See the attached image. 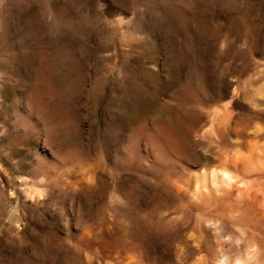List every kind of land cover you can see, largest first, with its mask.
I'll return each mask as SVG.
<instances>
[{"label": "rangeland", "instance_id": "374dc122", "mask_svg": "<svg viewBox=\"0 0 264 264\" xmlns=\"http://www.w3.org/2000/svg\"><path fill=\"white\" fill-rule=\"evenodd\" d=\"M263 163L264 0H0V264H214Z\"/></svg>", "mask_w": 264, "mask_h": 264}, {"label": "bare ground", "instance_id": "6f19581e", "mask_svg": "<svg viewBox=\"0 0 264 264\" xmlns=\"http://www.w3.org/2000/svg\"><path fill=\"white\" fill-rule=\"evenodd\" d=\"M226 121V120H225ZM257 131V130H256ZM259 131V129H258ZM238 134V133H237ZM259 134V133H258ZM252 136V135H251ZM233 142V141H232ZM258 150H256L257 152ZM260 151V150H259ZM252 152V151H250ZM249 152V153H250ZM260 154V152H258ZM238 154V153H237ZM239 155V154H238ZM242 156H238L235 158H241ZM244 157V161L241 162L242 164L239 166L237 165L238 163H236V166H238L237 168L241 169L243 172H249L252 169V166L255 165V162L253 161V159L251 158V156H243ZM253 157V156H252ZM263 157V156H261ZM239 159V160H240ZM238 160V159H236ZM238 160V161H239ZM237 162V161H236ZM257 162V161H256ZM262 164V163H261ZM264 164V163H263ZM222 165V164H221ZM258 166V165H257ZM224 169V167H223ZM213 170V169H212ZM211 171V170H210ZM218 171V169H217ZM212 171V176H211V185L213 186V189H217L218 185L220 184L221 181H223V179H226L230 181V177L231 175L228 173V171H222L220 174H218V172ZM234 176V175H233ZM242 177V176H240ZM239 177V178H240ZM244 178V177H243ZM237 180V179H236ZM220 181V182H219ZM225 182V181H223ZM199 183V184H198ZM195 185V189L196 191H200L202 193H204L206 191V186L200 185L201 183L198 182ZM233 183V180H232ZM243 184V182H242ZM241 184V185H242ZM181 189V188H180ZM188 189V187H187ZM186 190V189H185ZM249 193V192H248ZM257 199V198H255ZM243 226V225H242ZM257 226V225H256ZM239 228V227H238ZM250 228V227H249ZM241 229V228H240ZM258 230V229H257ZM241 233H243V235H245L246 231L245 229H241L240 230ZM247 235L248 232H247ZM256 235V233H255ZM260 235V234H259ZM254 237V235H252ZM262 236V235H261ZM260 236V237H261ZM239 237V236H238ZM256 237V236H255ZM246 238V239H245ZM245 238H243V241H241L242 238H240V241H238V247H236L235 251L236 253L233 256H230V254H225L227 251H225L224 246L222 243L216 242L217 244L214 247V253L213 256L215 255V263L214 264H259V259L261 258V250L264 247V236H262L261 238H249L245 236ZM218 239V238H217ZM239 239V238H238ZM245 239V240H244ZM223 239H221L222 241ZM237 240V239H236ZM236 240H232V243ZM220 241V242H221ZM225 241V240H224ZM227 242V241H226ZM224 243V242H223ZM230 243V242H229ZM215 244V243H214ZM237 244V243H236ZM211 248V247H210ZM234 248V247H233ZM231 249V248H230ZM233 252V251H232ZM229 255V256H228ZM191 263L190 264H201V257H191L190 258ZM261 262V261H260ZM262 263V262H261Z\"/></svg>", "mask_w": 264, "mask_h": 264}]
</instances>
